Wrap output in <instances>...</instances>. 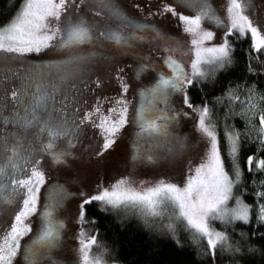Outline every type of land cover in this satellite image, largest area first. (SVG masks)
<instances>
[{"label": "snow or ice", "instance_id": "6c2138e0", "mask_svg": "<svg viewBox=\"0 0 264 264\" xmlns=\"http://www.w3.org/2000/svg\"><path fill=\"white\" fill-rule=\"evenodd\" d=\"M81 4L96 16L107 15L119 25L89 20L81 12ZM180 6L193 9L195 14L179 11ZM136 7L144 11L143 6ZM251 7V0H227L225 22L209 0H180L179 5L159 0V7L149 6L148 17L169 13L178 17L188 37L185 40L129 15L116 0H86V3L85 0H21L14 13L0 25V70H3L0 85H8L4 88V96L0 97V125H3L0 126V264H14L18 254L24 264H36L38 258L50 257L52 250L62 243L66 221L56 213L70 193L62 185L53 184L43 204L39 203L41 186L46 182L43 154H48L54 163L65 162L70 155L68 148L90 125L93 135L99 137L98 151L93 152L99 156L129 123L128 101L122 95L129 84L119 69L115 76L120 92L110 101L112 106L107 111L99 97L95 105L83 108L79 102L73 104L69 100L70 90L76 88L70 81L83 75L86 62L95 55L82 54L80 46L85 42L103 43L105 40L121 50L137 42L155 40L163 55L157 53L159 59L150 54L142 56L136 68L137 73L154 70L155 77L148 85L137 89L139 104L133 117L136 131L131 141L128 174L114 178L107 185L101 182L90 194L77 193L80 200L76 234L72 237L77 241L74 264H117L105 258L108 249L96 233L85 228L90 223L87 211L92 204H98L105 211L135 213L146 225L155 217L163 219L167 214L168 219L162 226L175 237L176 222H181L194 242H206L203 251L212 260L218 247L233 255L241 252L240 241L233 244L229 234L214 226V221L225 226L236 221L248 223L254 209L256 222L264 226V180L253 193L256 198L253 204L234 194V187L242 180L243 140L257 142L256 151L246 156L248 170L264 172V94L258 92L256 83L252 82L230 85L222 95L213 97L214 105L225 108L221 134L218 109L206 97L201 103H194L189 93L209 77H215L217 71L232 65L235 42L244 38L250 37L247 70L249 73L256 71L251 61L259 60L264 53V21L250 12ZM205 20L222 28V33L217 37L211 27L203 26ZM125 28L129 31H124ZM44 50H58L61 58L44 64L27 61V54ZM13 79L20 83L12 84ZM62 92L63 98L58 100ZM174 95H178L182 105L190 111L175 107L171 103ZM8 96L12 98L13 107L5 114L7 105L3 101ZM25 97H28L27 103ZM157 102L164 107H156ZM237 115L245 120L243 130L228 122ZM181 117L191 118V128L204 139L197 159L187 160L182 178L161 175L150 182L134 183L138 164L156 165L163 159L183 156L188 134L172 131ZM257 117L258 124L254 123ZM9 123L15 126L11 131L4 127ZM45 133L47 139L43 138ZM59 137L67 138L66 146L53 150L55 139ZM157 148L164 149L163 155L157 154ZM253 183H257L255 178ZM233 197L235 203H230ZM33 214L38 220L36 233L22 242L32 231L29 218ZM94 220L93 217L92 222ZM241 236L247 238L248 234L241 232ZM94 247L97 250L94 251ZM254 247L249 245V250ZM53 264L61 262L54 260Z\"/></svg>", "mask_w": 264, "mask_h": 264}, {"label": "rangeland", "instance_id": "374dc122", "mask_svg": "<svg viewBox=\"0 0 264 264\" xmlns=\"http://www.w3.org/2000/svg\"><path fill=\"white\" fill-rule=\"evenodd\" d=\"M170 2L180 4V0H170ZM116 3L129 15L137 19L145 20L172 36L185 40L188 38L187 34L182 31L178 17H173L170 13L164 16L154 15L148 17L146 15L149 6L153 9L159 7V0H116ZM209 3H211L216 13L226 22L225 9L227 0H209ZM136 5L143 6L144 11H141ZM251 5L250 12L261 21H264V0H251ZM80 10L89 20L96 19L100 23H107L113 26L119 25L118 21L109 19L107 15L96 16L95 13L89 12L85 4H81ZM178 10L184 11L188 15L195 14L193 9L185 6H180ZM202 23L204 27H211L216 32L217 37L223 31L207 21H203ZM124 31H129V29L125 28ZM157 43L158 41L155 40H145L137 42L132 47L123 50L114 47L112 42L107 40L103 43L85 42L80 46L82 54L95 53V55L86 62V70L83 75L78 79L70 81V83L76 84V88L70 90L69 100L73 104L79 102L81 108H83L95 105L99 97L104 101L102 107L107 111V108L112 106L110 101L120 92L119 83L115 76L116 70L119 69L125 82L129 84L127 92L122 93L128 101L127 118L129 123L124 125L117 134L114 143L99 156L93 154L94 150L98 151L97 140L99 137L93 135L94 130L90 125L85 132L80 134L78 138L79 142L74 143V146L68 148L70 155L65 158V162L54 163L48 154H43L42 163L46 174V182L45 185L41 186L39 203L43 204L48 188L53 184L58 183L62 185L70 195L67 196L56 213L58 217L64 218L66 221L62 243L59 247L52 250L50 257L44 255L38 258L36 264H53L54 260L60 261L61 264H74L77 259V241L72 237L76 234V214L80 200L77 193L87 192L90 194L97 190L101 182L107 185L114 178L128 174L131 141L133 133L136 131L133 117L139 104L137 89L148 85L155 77V72L151 69L145 70L142 73L136 72V68L140 63L137 58L150 54L154 59H159L157 53H160L162 56L163 52L161 47L156 46ZM61 55L58 50H44L42 53L27 54V61L31 64H44L48 61L60 59ZM2 71L0 70V72ZM3 74L7 75V73ZM98 79L100 80L99 84L96 83ZM11 83L18 84L20 82L13 79ZM5 87H8V85H0V97L4 96ZM28 90L31 92L32 88L29 87ZM63 95L64 93L62 92L57 99H62ZM3 102L7 105L5 114H8L13 107L12 98L8 96ZM27 102L28 97H25V103ZM171 103L177 108L183 107L185 111H190L187 106L182 105L178 95L171 97ZM17 107L20 108V106ZM156 107L163 108L164 104L157 102ZM192 123L191 118L181 117L179 124L172 127V131L180 135L188 134V145L184 149L183 156L173 159H163L156 165L138 164L133 175L134 183L138 184L140 180L150 182L151 179L161 175L182 178L187 160L192 159L195 161L204 147V139L195 129L191 128ZM4 127L11 131L15 126L9 123ZM43 138L47 139V133L44 134ZM66 139V137L56 138L53 150L64 148L66 146ZM9 142L11 143V138ZM25 144H27V141H25ZM36 146L38 147V145ZM144 147L147 148L148 144L145 143ZM156 152L158 155H163L164 149L157 148ZM230 203H235V200L232 199ZM158 218L161 219L160 217H155L154 219L158 220ZM167 219L168 216L165 214L163 221ZM29 223L31 224L32 231L28 236L22 238V242H26L36 233L38 227L36 214H33L29 218ZM14 264H24L21 255H17L14 259Z\"/></svg>", "mask_w": 264, "mask_h": 264}, {"label": "trees", "instance_id": "16d2710c", "mask_svg": "<svg viewBox=\"0 0 264 264\" xmlns=\"http://www.w3.org/2000/svg\"><path fill=\"white\" fill-rule=\"evenodd\" d=\"M20 3L21 0H0V25L14 13ZM205 21L213 24L211 21ZM249 46L250 37L235 42L234 63L217 71L215 77H209L193 88L189 95L194 103L199 104L206 97L208 102L214 105L213 97L222 95L224 89L237 83L247 85L255 82L257 91L264 94V70H261L264 69L262 63L264 53L260 54L259 60L251 61L256 71L249 73L247 70L250 62ZM137 59L141 61V58ZM214 107L219 112V130L222 134L225 108L223 105H214ZM228 122L235 123L241 130L245 128V120L239 115L231 117ZM254 123L258 124V117L255 118ZM256 143V141H242L240 153L242 180L234 187V194L241 195L249 204L254 203L256 198L253 193L257 190L259 182L264 180V172L259 170L250 172L245 162L246 156L256 151ZM254 178L256 184L253 183ZM245 188L247 191H243ZM254 211L253 209L252 218L248 223L236 221L225 226L220 221H214V226L229 234L233 244L240 241L242 247L241 252L235 255L229 251L222 252L218 247L214 260L204 254L203 248L206 242H194L191 233L179 221L176 222L177 233L174 237L162 226L164 217L162 221L159 218L153 219L150 225H146L137 214L118 213L111 209L105 211L100 209L98 204H92L88 206L87 211V219L90 223L86 224L85 228L97 234L98 240L108 249L105 258L109 262L115 260L117 264H264V226L256 222ZM93 217L94 222H92ZM241 232L248 234L247 238L242 237ZM253 232H255L254 236L251 235ZM177 239L180 243H177ZM249 245L255 247L249 250ZM95 250L97 249L94 247Z\"/></svg>", "mask_w": 264, "mask_h": 264}, {"label": "flooded vegetation", "instance_id": "af4514ba", "mask_svg": "<svg viewBox=\"0 0 264 264\" xmlns=\"http://www.w3.org/2000/svg\"><path fill=\"white\" fill-rule=\"evenodd\" d=\"M80 137V135H78L77 136V138H76V143H78L79 141H78V138ZM71 146H74V144H72Z\"/></svg>", "mask_w": 264, "mask_h": 264}]
</instances>
